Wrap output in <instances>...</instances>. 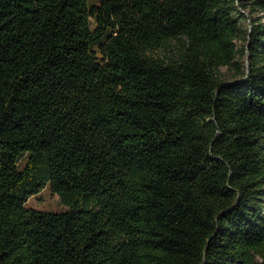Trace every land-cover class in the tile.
<instances>
[{"label": "trees", "instance_id": "trees-1", "mask_svg": "<svg viewBox=\"0 0 264 264\" xmlns=\"http://www.w3.org/2000/svg\"><path fill=\"white\" fill-rule=\"evenodd\" d=\"M0 264H264V0H0Z\"/></svg>", "mask_w": 264, "mask_h": 264}, {"label": "rangeland", "instance_id": "rangeland-1", "mask_svg": "<svg viewBox=\"0 0 264 264\" xmlns=\"http://www.w3.org/2000/svg\"><path fill=\"white\" fill-rule=\"evenodd\" d=\"M100 0H88L90 5H97ZM90 27H94V20L90 19ZM240 44V42H238ZM157 53H162L158 50ZM220 74L222 80H229L232 75V70H228L225 67L220 68ZM27 159V154H22L18 159V167L22 168ZM28 208H34L36 210L42 211H52V212H61L65 210V207L62 205L59 197L53 193L48 187L44 188L40 193L30 197L26 203ZM261 261V259H259Z\"/></svg>", "mask_w": 264, "mask_h": 264}, {"label": "water", "instance_id": "water-1", "mask_svg": "<svg viewBox=\"0 0 264 264\" xmlns=\"http://www.w3.org/2000/svg\"><path fill=\"white\" fill-rule=\"evenodd\" d=\"M249 60V57H247V61Z\"/></svg>", "mask_w": 264, "mask_h": 264}]
</instances>
